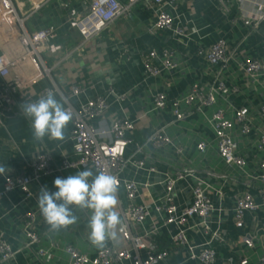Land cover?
Listing matches in <instances>:
<instances>
[{"label": "crops", "instance_id": "1", "mask_svg": "<svg viewBox=\"0 0 264 264\" xmlns=\"http://www.w3.org/2000/svg\"><path fill=\"white\" fill-rule=\"evenodd\" d=\"M252 1L242 2L247 11L250 10ZM257 1L264 3V0ZM12 2L15 13L23 20V27L29 35L51 26L53 36L47 40V46L41 53L43 64L50 69V76L44 73L42 64L33 58L26 59L10 69L3 80L4 85L13 84L17 75L26 76L29 80L26 88L10 92L7 101L2 102L0 99V166L5 167V174L29 171L30 164L39 154H48L53 164H59L64 157L69 159L75 157L70 139L71 122L65 129L63 141L51 140L48 137L42 142L36 141L33 138L31 120L26 118L23 112L25 104L47 96L46 89L55 86L64 95H70L72 87L79 85L82 91L72 97L74 105L113 88L116 92L127 93V96L121 102L108 97L110 107L105 115L106 120L123 115L133 120L135 130L129 136L127 155L132 154L138 146L142 147L137 158L147 156V159L157 167L156 172H148L133 164L125 166L122 177L137 183L139 202L161 201L165 191L166 174L172 172L175 167H181L168 152L153 151L147 143L153 128L162 123L173 140L184 147L185 163L182 166L198 171L214 188L210 191V196L214 205L221 211L215 210L209 225L213 230L218 229L225 237L223 243L215 240L208 242L216 251L215 264H226V259L236 257L235 255L243 250V245L239 241L243 233H250L257 239L263 236L264 211L246 212L244 228L238 229L234 226L231 209L238 186L225 177V173L231 171L215 155L212 132L205 122V124L201 122V114H195L174 124L171 123L169 108L158 115L152 111V100L156 90H165L169 99L182 98L191 83L196 81L207 88L213 82L219 66L208 65L197 58L194 52L200 46H209L217 38H223L229 50L236 49L238 57L249 55L264 58V24L259 25L247 38H243L246 28L239 19L232 21L236 17L235 3L231 5V11L227 14L220 8L217 0H172L169 10L175 17V23L181 26L185 33H189L187 38L177 42L169 31L151 32L154 15L141 3H136L127 15L117 18L99 35L80 46L81 35L75 23L89 12L91 0H12ZM11 11L12 7L8 0H0V28L2 27L8 34L20 32L19 24L9 16ZM16 48V40L7 42L0 33V53L12 58L16 55ZM152 48L158 51L163 48L174 49L176 52L174 58L179 62L176 70L172 73L163 71L158 77H146L142 55ZM155 64L159 65V62ZM234 68L235 66H232L233 70L229 68L231 72L226 84L229 87L233 84L239 85L241 91L230 94L229 100L234 105L246 103L250 99L257 103L264 102V88L259 92L260 95L250 94L251 91L243 85V78ZM52 94L64 105L57 91ZM217 104L226 106L225 101L218 96ZM209 110L212 111L213 108ZM92 122L96 124L97 120ZM258 124L264 127V122L260 121ZM200 137H208L210 142L209 149L202 158L194 149V142ZM86 169L98 174L90 166L67 168L42 176L39 181L33 182L30 185L33 197L29 200H20L21 194L17 190L0 197V233L14 250L13 258L0 264H53L58 257L64 256L62 251L57 250L56 257L51 259H40L35 253L37 247H48L52 240L59 242L61 246L72 244L81 251L94 252L97 247L93 246L88 238L91 215L89 210L73 207L78 222L59 231L48 230L39 222L38 244L28 245L23 233L24 214L37 206L40 190L47 188L50 192H55L57 189L54 180L57 177L67 178ZM194 182L193 178H186L175 184L171 198L177 205L185 206L190 203V186ZM247 189L249 192H255L249 186ZM117 199V211L126 209L127 199L122 186L119 187ZM196 221L191 219L190 223L194 224ZM146 224L148 226V222ZM188 237L193 244H203L209 240L200 229L189 231ZM160 242L168 246L166 238H160ZM112 244L119 248L122 246L119 234L118 239L112 241ZM256 245L254 250L248 251L251 264H255L258 256L262 254L260 244ZM168 263L200 264L190 260L185 250L177 251L175 248Z\"/></svg>", "mask_w": 264, "mask_h": 264}, {"label": "built area", "instance_id": "2", "mask_svg": "<svg viewBox=\"0 0 264 264\" xmlns=\"http://www.w3.org/2000/svg\"><path fill=\"white\" fill-rule=\"evenodd\" d=\"M217 1L227 14L231 11L233 3L237 5L236 17L232 21L239 19L246 28L243 38H247L259 25L264 24L263 2L253 0L250 10L247 11L242 5L244 0ZM8 2L12 7L9 16L19 24L20 32L8 34L2 27L0 28L4 40L17 42L14 57L10 58L0 53L2 102L7 101L10 92L28 86V78L21 75L15 76L13 84L3 83L9 70L26 59H37L42 64L44 73L50 76V69L43 64L41 53L47 46V40L53 36L51 26L29 35L23 27V20L13 9L12 0ZM136 3H141L154 15L151 32L169 31L177 42L189 36V33H185L183 28L175 23V17L170 13L172 0H91L89 12L75 23L81 35L80 46L99 35L117 18L127 15ZM235 50H229L226 41L221 37L209 46L198 47L194 52L197 58L208 65L219 66L213 82L207 88L197 81L193 82L182 98L175 99H169L165 90H156L153 94L152 111L158 115L169 108L171 123L174 124L198 113L203 116L214 138L215 155L231 171L225 173V177L238 186L231 209L232 220L235 227L243 229L246 212L264 211V127L258 124L260 121L264 122V102L257 103L250 99L246 103L234 105L228 97L232 93H240L241 86L233 84L229 87L226 79L230 75L229 70L235 66L234 70L243 78V85L251 91L250 94L260 95L259 92L264 88V58L249 55L238 57ZM175 54L172 48H163L161 51L152 48L144 53L142 55L144 75L158 77L163 71L171 73L175 71L179 66V62L174 58ZM157 61L159 65L155 64ZM54 91L60 94L64 107L72 116L70 139L75 157L72 159L64 157L59 164H53L48 154L37 155L30 164L29 171L0 175V197L17 190L21 194L20 200H29L33 197L30 185L39 181L42 176L67 168L90 166L97 173L103 171L119 180L126 195L127 208L119 212L123 221V226L118 231L122 242L120 248L111 242L104 248H96L94 252H89L81 251L72 244L61 246L59 242L52 240L48 247H37L35 250L37 257L51 259L56 257V251L60 250L64 256L58 257L53 264H169L168 259L175 248L177 251L185 250L190 260L200 264H215L216 251L208 242L215 240L223 243L225 237L218 229L213 230L209 225L215 210L221 211L214 205L210 196V191L214 188L198 171L182 166L185 163L184 147L173 140L167 133L165 125L161 123L154 127L147 138V143L153 151L168 152L181 167H175L172 172L166 174L165 191L161 201L139 202L137 183L122 177L125 166L133 164L148 172H156L157 167L147 159V156L137 158L142 147L138 146L132 154L127 155L129 136L135 130L133 120L125 115L111 120L105 118L110 107L108 97L121 102L127 93L108 88L104 94L74 105L71 99L82 91L79 85L72 87L70 95H64L56 86L47 88L45 93ZM217 96L225 101L226 106L217 104ZM211 108L213 110L209 115L207 111ZM92 120H97V123L94 124ZM209 146L208 137H200L194 142L195 152L200 158L204 157ZM186 178H193L195 181L190 186L191 200L189 204L179 206L172 200L171 193L175 184ZM248 186L255 192H249ZM191 219L197 221L192 224ZM39 222L50 230L37 204L34 209H29L24 214L23 233L28 245L40 242ZM198 229L209 237L207 242L203 244L191 242L188 232ZM163 237L167 239L168 246L161 244L160 238ZM239 241L243 245V250L235 255L236 257L226 259V264H251L248 251L254 250L257 243L260 244L262 254L258 256L255 264H264V234L257 239L245 232ZM13 256L14 250L10 242L0 233V263L12 259Z\"/></svg>", "mask_w": 264, "mask_h": 264}, {"label": "clouds", "instance_id": "3", "mask_svg": "<svg viewBox=\"0 0 264 264\" xmlns=\"http://www.w3.org/2000/svg\"><path fill=\"white\" fill-rule=\"evenodd\" d=\"M23 112L31 120L33 138L42 142L45 137L63 141L65 129L72 120L69 110L49 93L35 102L24 105ZM5 167L0 166V175L5 174ZM55 192L47 188L40 190L38 207L51 231H59L78 222L73 207L89 210V242L104 248L109 242L118 239V231L123 226L117 211L119 180L106 172L94 174L91 169L79 171L67 178L54 180Z\"/></svg>", "mask_w": 264, "mask_h": 264}, {"label": "rangeland", "instance_id": "4", "mask_svg": "<svg viewBox=\"0 0 264 264\" xmlns=\"http://www.w3.org/2000/svg\"><path fill=\"white\" fill-rule=\"evenodd\" d=\"M208 114L210 115L211 114V110H208ZM200 120H201V122L202 123H204V120H203V118H202V115H200ZM205 124V123H204ZM241 144H240V149H241ZM224 167V166H223ZM226 167H224V169H225Z\"/></svg>", "mask_w": 264, "mask_h": 264}]
</instances>
